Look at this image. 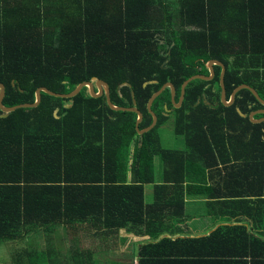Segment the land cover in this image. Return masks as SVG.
<instances>
[{
  "label": "trees",
  "instance_id": "obj_1",
  "mask_svg": "<svg viewBox=\"0 0 264 264\" xmlns=\"http://www.w3.org/2000/svg\"><path fill=\"white\" fill-rule=\"evenodd\" d=\"M213 59L226 67L227 100L242 84L264 100V0H0L6 107L34 103L41 87L68 94L97 77L110 85L117 106L133 107L135 93L142 130L153 121L151 96L171 82L178 102L184 81L208 75ZM214 71L211 81L187 86L180 108L166 89L152 106L158 123L143 135L136 113L113 111L105 96L93 98L86 89L72 100L43 92L38 107L0 118V246L17 245L9 248V262L104 264L93 248L64 254L54 235L81 226L97 237L125 229L158 238L172 210L184 216L185 194L217 198L240 211L228 215L250 216L264 229V122L249 118L264 106L247 89L224 106L222 68ZM165 106L185 140L183 152L163 149L157 138L169 120ZM157 156L163 163L158 182ZM149 184L152 204L145 202ZM42 232L43 248L20 245ZM216 240L264 250V239L246 227H220L207 238L143 245L139 264H159L155 258L164 250Z\"/></svg>",
  "mask_w": 264,
  "mask_h": 264
},
{
  "label": "crops",
  "instance_id": "obj_2",
  "mask_svg": "<svg viewBox=\"0 0 264 264\" xmlns=\"http://www.w3.org/2000/svg\"><path fill=\"white\" fill-rule=\"evenodd\" d=\"M151 196L150 202L145 196L147 204H152L154 201L153 189ZM183 199L184 216L178 218L172 210L171 213L174 217L167 216L162 219L168 228L163 229L162 232L164 233L158 238H153L146 233H128L127 230L123 229L115 234L98 236L101 237L100 240L92 233L89 241L95 245L93 249L99 251L103 256L102 262L104 264H111V262L139 264L140 248L149 243L156 244L165 238L172 241L202 239L209 237L220 227L244 226L251 234L264 239V229L261 227L260 230L258 229V226L262 224L261 222L255 223L250 216L228 215L229 211L232 213L240 211L226 209L218 203L217 198L185 194ZM259 206V211L263 212V205L260 204ZM158 222L157 220L156 223ZM160 254L155 258L159 264H264V250H256L250 243L241 240H216L204 246L183 247L174 251L164 250Z\"/></svg>",
  "mask_w": 264,
  "mask_h": 264
},
{
  "label": "water",
  "instance_id": "obj_3",
  "mask_svg": "<svg viewBox=\"0 0 264 264\" xmlns=\"http://www.w3.org/2000/svg\"><path fill=\"white\" fill-rule=\"evenodd\" d=\"M215 66H220L222 68L221 77H220V84H221V89H222V91H221V102L224 106L229 107V106L233 105L237 94L244 89L250 90L253 93V95L257 98V100L260 101V103L264 106V100L260 97L258 92L254 88H252L251 86H249L247 84H242V85L236 87L235 90L231 94L230 101H228L226 89H225V84H224V76H225V72H226V67L220 61L213 59V60H210L206 63V68L209 71V75L198 74V75H194V76L190 77L189 79H187L186 81H184V83L182 84V87H181V96H180L178 102H176V88L171 82L164 84L157 92H155L151 96V98L149 99L148 104H147L148 112L150 113V115L152 116V119H153L152 124L149 127H146L142 130L140 129V124L143 122L144 115L137 108V100H136L135 93L132 91V99H133V105H134L133 107L128 108V107L117 106L112 102L110 85L106 81L101 80L97 77H94L91 81H86V82L79 84L72 92H70L68 94L56 93V92L49 90L46 87L38 88L36 91V94H35L36 100L34 103H25V104H20V105L14 106V107H6L4 105L3 101L5 98V94H6V87L4 86V84L0 83V118H7L11 113H13L14 111H16L18 109L38 107L42 101V93L43 92L50 95V96L56 97V98H64V99L72 100L73 98L78 96L84 89H86L87 93L93 98H101V97L105 96L108 106L113 111H116V112L124 111V112L136 113L137 114L136 130L138 131V134L143 135L145 133H148L149 131H151L152 129H154L156 127V125L158 123V116L153 111L152 106H153L155 100L166 89L169 88L171 90V101H172L174 107L180 108L184 102V99H185L187 86L195 80L211 81L215 77V71H214ZM151 83H156V81L151 82ZM147 84L148 83H145L144 86H147ZM13 85H15V84H13ZM124 85L131 87V84H129V83H125ZM70 107H71L70 104L67 105V108H70ZM171 111L172 110L169 109L168 106H165V114L166 115L170 114ZM240 114L243 117H245V115L243 113L240 112ZM259 114L264 115V109H260V110H257V111L250 113V116H249L250 120L255 124L263 123L264 117H261L259 119H255V116L259 115Z\"/></svg>",
  "mask_w": 264,
  "mask_h": 264
},
{
  "label": "rangeland",
  "instance_id": "obj_4",
  "mask_svg": "<svg viewBox=\"0 0 264 264\" xmlns=\"http://www.w3.org/2000/svg\"><path fill=\"white\" fill-rule=\"evenodd\" d=\"M174 123L175 117L171 111L168 122L161 127V133H159V136L157 135V138L159 139L160 137V142L161 145L163 144V149L183 152L186 150L185 140L183 137L177 136L175 134ZM161 159V156H157L155 158V178L157 182L163 179V163ZM152 189L153 184L146 185L145 187V196L147 197V200H149V202L150 199H152ZM76 228L77 229L75 230H71V228H69L68 230L60 229L59 232H56L53 237V242L60 248V250L64 254L72 250V247L76 248L80 245L82 246V248H95V245L89 241L93 234L89 233L87 229L82 228L81 226H77ZM32 239V241L29 240V242L27 241L24 244L22 243L20 245H23V247H27L28 245H30L32 247L37 246L43 248L46 244L45 234L43 232L37 235H32ZM12 246L17 245L10 244V246L7 245V247L6 245L0 246V264H11V262H9L11 255L9 253V248L11 249ZM136 252H138L137 249Z\"/></svg>",
  "mask_w": 264,
  "mask_h": 264
},
{
  "label": "flooded vegetation",
  "instance_id": "obj_5",
  "mask_svg": "<svg viewBox=\"0 0 264 264\" xmlns=\"http://www.w3.org/2000/svg\"><path fill=\"white\" fill-rule=\"evenodd\" d=\"M209 75V74H208ZM206 88H208V87H206ZM228 101H230V99L228 100ZM222 103V102H221Z\"/></svg>",
  "mask_w": 264,
  "mask_h": 264
}]
</instances>
